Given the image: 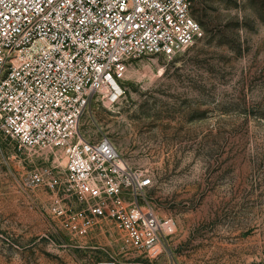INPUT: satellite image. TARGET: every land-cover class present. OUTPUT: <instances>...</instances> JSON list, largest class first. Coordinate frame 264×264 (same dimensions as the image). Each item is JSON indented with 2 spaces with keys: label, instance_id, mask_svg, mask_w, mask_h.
<instances>
[{
  "label": "rangeland",
  "instance_id": "1",
  "mask_svg": "<svg viewBox=\"0 0 264 264\" xmlns=\"http://www.w3.org/2000/svg\"><path fill=\"white\" fill-rule=\"evenodd\" d=\"M191 14L203 35L133 61L121 103L93 99L80 126L151 173L147 201L176 224L172 252L141 255L106 219L71 232L52 193L26 185L47 160L0 129V264H264V0H192Z\"/></svg>",
  "mask_w": 264,
  "mask_h": 264
},
{
  "label": "built area",
  "instance_id": "2",
  "mask_svg": "<svg viewBox=\"0 0 264 264\" xmlns=\"http://www.w3.org/2000/svg\"><path fill=\"white\" fill-rule=\"evenodd\" d=\"M191 10L192 0H0V129L47 160L26 185L52 193L50 214L71 232L106 219L139 254L172 252L176 224L147 201L151 173L80 126L93 99L121 103L133 61L171 58L203 35Z\"/></svg>",
  "mask_w": 264,
  "mask_h": 264
}]
</instances>
